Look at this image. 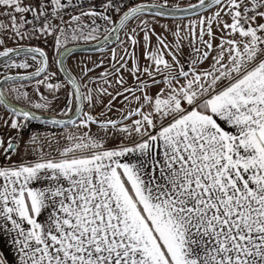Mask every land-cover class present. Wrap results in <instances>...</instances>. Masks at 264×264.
I'll use <instances>...</instances> for the list:
<instances>
[{
  "label": "snow or ice",
  "instance_id": "1",
  "mask_svg": "<svg viewBox=\"0 0 264 264\" xmlns=\"http://www.w3.org/2000/svg\"><path fill=\"white\" fill-rule=\"evenodd\" d=\"M0 61V264H264V0H0Z\"/></svg>",
  "mask_w": 264,
  "mask_h": 264
},
{
  "label": "crops",
  "instance_id": "2",
  "mask_svg": "<svg viewBox=\"0 0 264 264\" xmlns=\"http://www.w3.org/2000/svg\"><path fill=\"white\" fill-rule=\"evenodd\" d=\"M160 23H168L169 25H171L172 20L171 19H168V18H165V19H161L160 20ZM9 46H12V44H9ZM37 46H40V47L44 48V46L42 45V43L37 44ZM45 51H47L49 53V56L50 57L52 56V54L50 53L49 50L45 49ZM106 56H107V53H102V52L89 53V54L88 53H80V54H75L74 55V58L73 59H70L68 61V63L71 65L72 63H74L75 60H79V59L83 58V59L89 61V66H91V63H90L91 60H95V61L98 62L101 58L106 57ZM107 67H108V65H107V62H106L105 65L97 68L95 71L96 72H103L105 70V68H107ZM33 70H34V68H30L27 71H33ZM16 71L23 72L25 70H23V69H21V70L13 69L10 74H15ZM6 74H9V73H6ZM6 74H3V75H6ZM109 79H110V77H109ZM129 80H130V78H129ZM25 85H26V90H28L30 92H31V89L35 87L34 83H27V82H25ZM41 90L43 91V89H41ZM109 115H113V113H109ZM8 250H9L8 243H6L3 240V238L0 237V252H5V251H8ZM11 254L14 255V253H11Z\"/></svg>",
  "mask_w": 264,
  "mask_h": 264
},
{
  "label": "rangeland",
  "instance_id": "3",
  "mask_svg": "<svg viewBox=\"0 0 264 264\" xmlns=\"http://www.w3.org/2000/svg\"><path fill=\"white\" fill-rule=\"evenodd\" d=\"M157 2H159V0H157ZM194 2H196V0H169V3L170 4L171 3H177V4H180L181 6L187 5L189 3H194ZM191 18L192 19H195L196 17H191ZM161 19H165V18H161ZM40 43H42V45L44 46V48L47 49V50H49L50 53L53 55V50L50 48V45L52 43L51 37L48 38L47 44L44 43L43 40H40V41L33 40V41H31V44L34 45V46H37V44H40ZM6 73H7L6 70L3 68L2 64H0V78H2L4 76L3 74H6Z\"/></svg>",
  "mask_w": 264,
  "mask_h": 264
},
{
  "label": "water",
  "instance_id": "4",
  "mask_svg": "<svg viewBox=\"0 0 264 264\" xmlns=\"http://www.w3.org/2000/svg\"><path fill=\"white\" fill-rule=\"evenodd\" d=\"M195 3V2H194ZM166 18H168V19H171L170 17H166ZM99 51H96L95 49H93V48H91V47H89V48H86V49H77L76 50V52H75V54H80V53H98ZM74 54V55H75ZM0 64H2V61H0ZM34 71V70H33ZM14 75V74H13Z\"/></svg>",
  "mask_w": 264,
  "mask_h": 264
}]
</instances>
